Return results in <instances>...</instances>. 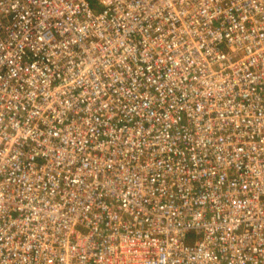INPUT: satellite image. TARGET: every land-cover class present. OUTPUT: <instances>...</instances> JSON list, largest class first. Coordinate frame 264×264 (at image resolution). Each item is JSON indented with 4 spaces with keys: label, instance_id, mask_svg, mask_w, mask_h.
Listing matches in <instances>:
<instances>
[{
    "label": "built area",
    "instance_id": "obj_1",
    "mask_svg": "<svg viewBox=\"0 0 264 264\" xmlns=\"http://www.w3.org/2000/svg\"><path fill=\"white\" fill-rule=\"evenodd\" d=\"M0 264H264V0H0Z\"/></svg>",
    "mask_w": 264,
    "mask_h": 264
},
{
    "label": "trees",
    "instance_id": "obj_2",
    "mask_svg": "<svg viewBox=\"0 0 264 264\" xmlns=\"http://www.w3.org/2000/svg\"><path fill=\"white\" fill-rule=\"evenodd\" d=\"M89 1H90V3H91L92 5H94V3H95L94 0H89Z\"/></svg>",
    "mask_w": 264,
    "mask_h": 264
},
{
    "label": "rangeland",
    "instance_id": "obj_3",
    "mask_svg": "<svg viewBox=\"0 0 264 264\" xmlns=\"http://www.w3.org/2000/svg\"><path fill=\"white\" fill-rule=\"evenodd\" d=\"M94 1H96V0H94ZM97 3V2H96Z\"/></svg>",
    "mask_w": 264,
    "mask_h": 264
}]
</instances>
